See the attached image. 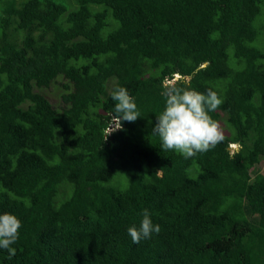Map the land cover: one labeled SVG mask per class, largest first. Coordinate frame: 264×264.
Masks as SVG:
<instances>
[{
    "label": "trees",
    "instance_id": "trees-1",
    "mask_svg": "<svg viewBox=\"0 0 264 264\" xmlns=\"http://www.w3.org/2000/svg\"><path fill=\"white\" fill-rule=\"evenodd\" d=\"M73 1L0 0V264H264V0ZM121 86L140 117L107 136ZM170 86L222 99L214 148L152 135Z\"/></svg>",
    "mask_w": 264,
    "mask_h": 264
},
{
    "label": "clouds",
    "instance_id": "clouds-1",
    "mask_svg": "<svg viewBox=\"0 0 264 264\" xmlns=\"http://www.w3.org/2000/svg\"><path fill=\"white\" fill-rule=\"evenodd\" d=\"M164 95L166 106L152 129V135L160 138L164 151L175 150L189 159L211 150L223 140L220 124L210 115L223 103L217 92L209 89L205 94L195 89L170 86ZM112 99L116 115L111 116L107 136L122 129L124 121L134 122L140 117L137 104L127 88L117 87L112 92ZM142 216L138 227L133 225L127 229L136 244L160 232V225L153 223L148 209H144ZM21 226V221L14 214H0V248L8 251L9 258L15 255L12 245L19 238Z\"/></svg>",
    "mask_w": 264,
    "mask_h": 264
},
{
    "label": "rangeland",
    "instance_id": "rangeland-1",
    "mask_svg": "<svg viewBox=\"0 0 264 264\" xmlns=\"http://www.w3.org/2000/svg\"><path fill=\"white\" fill-rule=\"evenodd\" d=\"M59 3L66 4L70 9H74L76 7V4L73 0H55ZM255 25L260 29L264 25V17L260 16L258 20L255 22ZM257 45V44H256ZM262 46V45H260ZM232 55V51L230 52ZM40 91V90H39ZM42 93L50 100V102L57 108H60L63 106L62 104V94L64 91H62V88L59 86H52L50 88H43L41 89ZM221 126V130L223 132V135L228 133V129L223 121L219 122ZM115 127V125H114ZM237 146H234L232 149H236ZM260 169L262 173L264 174V161L260 164Z\"/></svg>",
    "mask_w": 264,
    "mask_h": 264
},
{
    "label": "water",
    "instance_id": "water-1",
    "mask_svg": "<svg viewBox=\"0 0 264 264\" xmlns=\"http://www.w3.org/2000/svg\"><path fill=\"white\" fill-rule=\"evenodd\" d=\"M179 78H180V77L177 75V76H176V80L179 79Z\"/></svg>",
    "mask_w": 264,
    "mask_h": 264
},
{
    "label": "built area",
    "instance_id": "built-area-1",
    "mask_svg": "<svg viewBox=\"0 0 264 264\" xmlns=\"http://www.w3.org/2000/svg\"><path fill=\"white\" fill-rule=\"evenodd\" d=\"M233 147L236 146V145H232Z\"/></svg>",
    "mask_w": 264,
    "mask_h": 264
}]
</instances>
